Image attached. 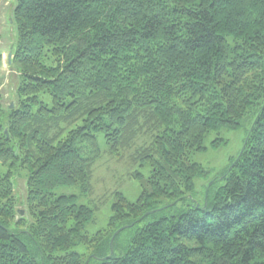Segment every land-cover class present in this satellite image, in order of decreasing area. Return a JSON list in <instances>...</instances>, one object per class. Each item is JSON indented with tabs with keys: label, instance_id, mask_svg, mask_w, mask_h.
<instances>
[{
	"label": "trees",
	"instance_id": "16d2710c",
	"mask_svg": "<svg viewBox=\"0 0 264 264\" xmlns=\"http://www.w3.org/2000/svg\"><path fill=\"white\" fill-rule=\"evenodd\" d=\"M13 23V107L0 94V264H264V0H18ZM3 66L0 50V91ZM250 115L245 148L207 206L156 219L193 194L204 170L192 156L206 136ZM99 134L117 157L149 138L132 160L152 172L135 176L136 203L115 193L108 228L92 237L95 211L56 191L89 194ZM125 227L135 234L117 255L121 231L112 254Z\"/></svg>",
	"mask_w": 264,
	"mask_h": 264
},
{
	"label": "rangeland",
	"instance_id": "374dc122",
	"mask_svg": "<svg viewBox=\"0 0 264 264\" xmlns=\"http://www.w3.org/2000/svg\"><path fill=\"white\" fill-rule=\"evenodd\" d=\"M18 5V0H0V49L6 53L4 66L1 73L2 87L0 94L5 104H14L16 100V89L18 86V75L16 71L10 68L9 52L12 45L17 40L16 28L13 23L14 10ZM5 57V56H4ZM253 116L250 115L244 119L241 127L237 130L222 129L210 132L204 141L203 152H198L192 156V161L201 165L204 173L195 179V190L189 198L179 202L177 205L168 203L162 204V211L156 219L163 217L180 216L185 213L192 203L207 206L208 194L211 186H214L217 179H222L223 175L230 169L232 163L239 158L248 135L253 126ZM98 145L101 150V158L97 162L92 189L88 195H83L79 187H62L56 191L57 196H77L80 205H87L95 211L94 222L86 228V233L95 236L97 233L108 228L110 220L113 216V205L116 203V192H120L130 203H136L142 195V180L137 179L136 175H141L144 180L151 176L152 169L146 164L142 166L134 163L132 157L136 152V148L148 144L149 138L140 139L136 147L126 153H122L121 157L112 155L106 142L104 134L97 136ZM222 139L225 143L216 146L215 143ZM26 173L19 172L15 177L16 194L21 202L19 205L23 216L26 215ZM214 192L210 193V198ZM211 201V199H210ZM135 228H128L122 232L116 243V254H120L125 249L135 234ZM28 247L33 256H38V251L33 243H29ZM88 258L91 251L85 246H77L72 249ZM112 253V252H111ZM114 253V252H113ZM95 258V256H91ZM91 264H97L92 262Z\"/></svg>",
	"mask_w": 264,
	"mask_h": 264
},
{
	"label": "water",
	"instance_id": "95a60500",
	"mask_svg": "<svg viewBox=\"0 0 264 264\" xmlns=\"http://www.w3.org/2000/svg\"><path fill=\"white\" fill-rule=\"evenodd\" d=\"M12 55H13V53H12V50H11V52H10V54H9L10 63H11V60H12ZM12 107H13V104H12ZM124 229H127V227H125V228L119 230V231L114 235V237H113L112 240H111V252H112V254H113V252H114V251H113V243H114V240H115L116 236H117L121 231H123Z\"/></svg>",
	"mask_w": 264,
	"mask_h": 264
},
{
	"label": "crops",
	"instance_id": "0c3cea01",
	"mask_svg": "<svg viewBox=\"0 0 264 264\" xmlns=\"http://www.w3.org/2000/svg\"><path fill=\"white\" fill-rule=\"evenodd\" d=\"M13 46V45H12ZM2 52H3V54H4V59L6 58V53H5V51L3 50V47H1V49H0ZM11 52V51H10ZM10 52H9V54H10ZM5 61V60H4Z\"/></svg>",
	"mask_w": 264,
	"mask_h": 264
}]
</instances>
